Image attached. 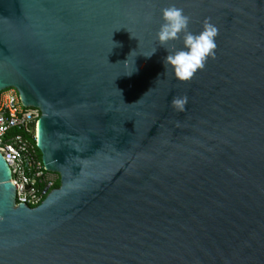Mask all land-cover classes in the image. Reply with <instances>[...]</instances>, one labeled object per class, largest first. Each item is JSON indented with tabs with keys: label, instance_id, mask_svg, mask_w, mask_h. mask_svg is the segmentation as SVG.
Segmentation results:
<instances>
[{
	"label": "water",
	"instance_id": "95a60500",
	"mask_svg": "<svg viewBox=\"0 0 264 264\" xmlns=\"http://www.w3.org/2000/svg\"><path fill=\"white\" fill-rule=\"evenodd\" d=\"M170 4L217 28L188 81L155 40ZM10 88L60 187L16 206L0 154V264H264V0H0Z\"/></svg>",
	"mask_w": 264,
	"mask_h": 264
},
{
	"label": "built area",
	"instance_id": "2783aa9c",
	"mask_svg": "<svg viewBox=\"0 0 264 264\" xmlns=\"http://www.w3.org/2000/svg\"><path fill=\"white\" fill-rule=\"evenodd\" d=\"M39 118L40 110L24 106L16 89L0 92V154L11 171L16 206L37 207L60 182L39 154Z\"/></svg>",
	"mask_w": 264,
	"mask_h": 264
},
{
	"label": "clouds",
	"instance_id": "9594fccd",
	"mask_svg": "<svg viewBox=\"0 0 264 264\" xmlns=\"http://www.w3.org/2000/svg\"><path fill=\"white\" fill-rule=\"evenodd\" d=\"M188 25L189 17L181 8L170 4L160 9V23L155 32L156 42L164 48L171 41H181V47L165 49L162 64L165 70L170 69L173 77L182 82L188 81L203 67L216 47L217 28L214 25L205 22L199 32L190 31ZM155 52L154 48L149 56ZM186 103V96H174L171 100V106L177 112H183Z\"/></svg>",
	"mask_w": 264,
	"mask_h": 264
},
{
	"label": "trees",
	"instance_id": "16d2710c",
	"mask_svg": "<svg viewBox=\"0 0 264 264\" xmlns=\"http://www.w3.org/2000/svg\"><path fill=\"white\" fill-rule=\"evenodd\" d=\"M39 154H40V156L42 157V155H41L40 151H39ZM59 187H60V182H58V184H57L56 188H59Z\"/></svg>",
	"mask_w": 264,
	"mask_h": 264
}]
</instances>
